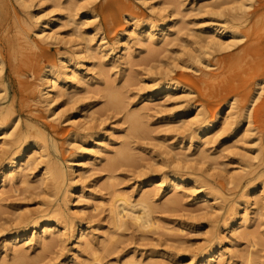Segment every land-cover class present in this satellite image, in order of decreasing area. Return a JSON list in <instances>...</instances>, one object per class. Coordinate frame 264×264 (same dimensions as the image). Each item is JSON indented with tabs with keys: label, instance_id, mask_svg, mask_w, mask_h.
I'll list each match as a JSON object with an SVG mask.
<instances>
[{
	"label": "rangeland",
	"instance_id": "1",
	"mask_svg": "<svg viewBox=\"0 0 264 264\" xmlns=\"http://www.w3.org/2000/svg\"><path fill=\"white\" fill-rule=\"evenodd\" d=\"M227 1L0 0V264H264V0ZM243 49L226 99L218 67ZM36 132L41 155L3 179ZM114 198L151 226L118 228Z\"/></svg>",
	"mask_w": 264,
	"mask_h": 264
},
{
	"label": "bare ground",
	"instance_id": "2",
	"mask_svg": "<svg viewBox=\"0 0 264 264\" xmlns=\"http://www.w3.org/2000/svg\"><path fill=\"white\" fill-rule=\"evenodd\" d=\"M17 2L19 3H27L29 0H16ZM229 2L232 1V0H228ZM227 1V2H228ZM225 2V3H227ZM218 5V4H217ZM222 4L219 3V6H221ZM236 22V21H234ZM234 22L233 21H229V24H231V26H234ZM249 22V20H248ZM237 23V22H236ZM258 23L260 24V22L258 21ZM249 24V23H248ZM252 24H255V22H253ZM236 25V24H235ZM238 25V24H237ZM242 26V24H241ZM230 27V25H229ZM1 30V29H0ZM214 31H216L217 29H214ZM230 29L229 28H224L221 33L223 32H226V31H229ZM255 30V29H253ZM252 30V31H253ZM219 32V31H218ZM232 33V32H231ZM249 35V34H248ZM247 35V36H248ZM44 39V37H43ZM45 39H48L46 36H45ZM126 44V41L124 40L123 42H121V45L118 47L117 49V52L119 53H122L124 51L123 49V46ZM264 46V45H263ZM85 48V47H84ZM244 51H242V54H238L236 56H234L233 58H228V62L226 61V65H220L218 68L221 70V68L223 70H221L222 72L221 73H218L217 75L218 76H223L224 78V81H225V84H223L222 87H220V91H225L227 92V95H226V99L229 98V95H234V96H239V92H238V79L240 77V74H243L242 72L239 74L237 73L236 71L234 72V69H233V72H231L232 70V67L231 65L232 64H236L238 63V66L241 67V70L243 71L244 70V66L242 68V65L240 66V64L243 62L244 64L243 65H248L249 68L251 67L252 63H254V61L256 60L255 56L259 55L258 53V50L256 51L257 52V55H256V52L253 51L255 49H253L251 52L250 50L247 49V51H245V49H243ZM249 53V55L247 54ZM250 57V59L248 57ZM249 60H248V59ZM235 62V63H233ZM9 63H10V66H11V71H12V74H13V78H10V83L12 85H14L15 81L18 82V83H21V79L24 77L25 73H24V70L22 68V65H26L27 63L26 62H19L17 59L11 57L9 59ZM232 63V64H231ZM231 64V65H230ZM235 66L237 67V64L234 65L233 67L235 68ZM247 66V67H248ZM261 65H257L258 68H262L260 67ZM253 68V66L251 67V69ZM264 68V66H263ZM240 71V70H239ZM246 71V69H245ZM231 72V74H229ZM228 73V75L226 76V74ZM50 75H51V78L48 79V85L46 87V90H47V94L49 95V93L51 92L50 90H52V85L56 83V81L58 80V77H57V74H56V71H54L53 69L50 71ZM225 76V77H224ZM4 77H1L0 76V79L3 80ZM177 87L176 84L174 83H171V82H167L163 85V91H169V90H173ZM18 94L17 92H13V97H16ZM109 101L111 102L112 105H114V107L116 105L119 104V97L117 94L115 93H112L111 95H109ZM221 108L218 110L220 112ZM20 111V110H19ZM21 112V111H20ZM10 116V113L7 112V114H5L4 116H0V121L4 124V122L6 121L7 117ZM216 120H217V117H214L213 119L207 121L205 123V126L203 128V131L204 132H208L213 126L214 124L216 123ZM132 125L134 127V129H139V121L138 119L134 120V122H132ZM3 126L0 124V129H2ZM26 129L28 130V137L30 138L32 133H31V130H30V127L27 126ZM36 137H35V140H32L30 141L29 143V150L28 151H24V150H20L18 152H16L7 162L4 163L3 167H2V178L5 179V180H8V177L11 179H9L10 181H13L15 179V173L14 171L16 169H24L26 166L30 165L34 160H35V156L36 154H40L43 150H44V147L42 146V144H40V142L37 140V138H41V139H45L44 136H42L41 133L39 132H36ZM28 137H26L25 139H29ZM42 150V151H41ZM123 153L121 152L120 155H122ZM41 155V154H40ZM25 156V157H24ZM10 175V176H8ZM184 181V178L183 177H172L170 179V184L171 185H176L177 183H180V182H183ZM115 200H113L114 202V205L110 206L111 208V212L110 214L112 213L113 214V220L115 221L114 223H116L115 225L119 228H121L123 225H125V219H131L133 223H136V225L138 227H143L146 229L149 227V225L151 226V221L152 219L150 218V211L148 210L149 207H143L142 208V211H140V214H137L135 211H133V209L131 207H128V206H124L125 203L121 202L123 201L122 199H120V202L122 203V205H119L120 202H115L116 201V198H114ZM118 205H116V204ZM112 204V203H111ZM129 210V211H128ZM111 214V215H112ZM233 227H235L237 224L235 223L236 220L234 219L233 220ZM60 223L58 220H55L53 225L50 224L49 222H46L45 223V231L43 232V234L41 235V239L40 240H45L46 238V235H47V230H49L51 227L55 226L56 228L59 227ZM33 229L36 228V226H32ZM28 236V233H24L22 234V237L26 238ZM18 239V234H15L12 236V240L13 242L14 241H17ZM208 259L206 258H202L201 259V264H214L213 261L214 260H217L219 257H222L223 256V253L220 251L219 253H216L213 249L209 250L208 252ZM97 258V257H96ZM220 259V258H219ZM216 262V261H215ZM90 264H104L100 259H95L92 263ZM247 264H251L248 263Z\"/></svg>",
	"mask_w": 264,
	"mask_h": 264
}]
</instances>
